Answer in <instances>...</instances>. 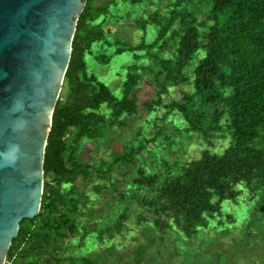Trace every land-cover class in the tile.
I'll use <instances>...</instances> for the list:
<instances>
[{"label":"trees","instance_id":"trees-1","mask_svg":"<svg viewBox=\"0 0 264 264\" xmlns=\"http://www.w3.org/2000/svg\"><path fill=\"white\" fill-rule=\"evenodd\" d=\"M200 1L197 5L195 0H170L165 14L156 8L147 17L138 18L136 28L146 34L152 26L157 35L152 42L141 37L139 43L133 44L117 38L110 41L109 19L118 18L110 6L118 8L119 0L101 3L87 0L77 22L64 79L65 97L59 98L52 117L45 150L41 209L34 219L21 222L6 264L22 261L25 264H52L53 261L55 264H100L104 256L114 253L117 236H123L126 229L133 232L128 226L132 219L137 226L146 224L159 234L174 232L178 241L184 240L182 247L200 230H224L239 223L248 224V229L260 225L264 209L255 208L258 215L247 218L253 202L264 193V0ZM131 2L133 6L142 5L145 0ZM199 10H202L201 16ZM100 42L108 46L115 44L116 54L132 53L138 58L136 63L152 59L154 65L146 62L142 69L150 71L154 76L150 80L160 91L157 101L146 104L148 110L155 112L162 105L167 116L180 114L183 121L177 120L175 124L182 125L181 137L196 134L207 144L201 157L183 164L178 174L172 173V164L166 161L163 162L165 174H148L139 169L133 180L135 186L152 189L153 195L128 196L123 192L119 201H129L135 208L127 205L114 222L104 227L98 226L94 213L89 214L88 220H83V215L76 216L90 200L78 190L79 184L94 185L98 194L108 190L100 179L106 172L104 168H108L104 177L111 180L117 165L132 163L134 166L145 147L136 146L135 142L125 147L124 154L111 150V160L101 155L89 162L78 155L84 142L97 144L106 136V131L112 132L116 125L126 126L123 118L138 112L137 88L142 69L137 64L129 67L124 78L122 74L116 75L118 87H108L87 72L85 58L92 54L93 45ZM170 42L174 47L170 55L155 52L168 49ZM96 59L103 65L110 63L106 56ZM189 68H192L191 74L186 72ZM186 85L190 90L182 100L162 102V95L168 93L169 87ZM110 89L120 90V96H115ZM157 126L155 137L153 133L146 141L147 146L159 139L174 145L168 136L170 133L163 126L159 125L158 129ZM139 134L142 133L138 137ZM217 140L228 141L222 153L212 150ZM112 185L110 188L114 189L115 184ZM225 203L235 209L226 218ZM238 211L245 213L243 221ZM148 240L155 243V238ZM91 241L106 250H101L95 258L86 255L88 252L76 254L74 247ZM59 242L61 246L56 245ZM141 252L136 254L137 262L142 260ZM195 263L207 264V261L191 256L184 264Z\"/></svg>","mask_w":264,"mask_h":264},{"label":"rangeland","instance_id":"rangeland-1","mask_svg":"<svg viewBox=\"0 0 264 264\" xmlns=\"http://www.w3.org/2000/svg\"><path fill=\"white\" fill-rule=\"evenodd\" d=\"M101 2L102 0H100V3ZM195 2L197 5L201 3L200 0H195ZM119 3L120 6L116 9H114L112 5L110 6L118 16V18L109 19V25H111L109 26V32L111 34L110 41L113 42L114 38H117L135 44L140 42L141 37H144L148 42H152L153 38L157 35V30L149 26L146 34H144V32L136 28L135 23L138 18L147 17L151 11L156 8L161 9L162 13L165 14L170 6V0H165L161 3L154 0L150 2L145 0L142 5L134 6L131 0H127V2L126 0H119ZM187 6L189 7L190 4L187 3ZM123 7L125 8L123 9ZM195 8L198 10L197 6H195ZM199 14L200 16L202 15V10H199ZM102 43L103 42L93 45L92 54L86 56L85 63L87 72H89V74H94L98 77V81L104 83L108 87H112V85L113 87H118L119 85L115 83V81H118L116 75L118 74L119 76V74H122V78H124L129 67H133L137 64L142 69L146 62H151L154 65L152 59H141L136 63L135 60L138 58L132 53L124 52L121 55L116 54L115 44H109L108 46ZM169 45L170 47L168 49L163 51L156 49L155 52L160 53L162 56L170 55L174 48L173 42H170ZM160 46L161 44L158 47ZM101 56L110 58L109 65H103L96 59ZM140 71L139 74L141 73L142 80L137 88L138 112L135 115L123 118L126 126L116 125L113 126L112 132L106 131V136L97 144L95 141L84 142L82 149L78 153L81 159L94 162L98 160L101 155H103L106 160H111V150H118V152L124 154L125 147H130L135 142L136 144L134 145H144L145 147V151L136 158V164H134V166L132 163L128 165H117L112 173L113 177L111 180L104 177L106 176L105 173L108 172V168H104L106 172L104 176H100V179L104 180V183L109 187L108 190L104 189L98 194L94 191V185L86 186L85 182L79 184L78 190L84 197L90 198V202L88 201L87 206L82 205L79 210V215L76 216L79 217L83 215L82 219L88 220L91 218L89 214L94 213L93 219L96 220L100 227L114 222L117 216L126 209L127 205L131 206V209L135 208V206L128 204L129 201H119L120 199L118 197L123 194V192L128 196L135 194L141 196L153 195L152 189H139V186H135L133 180L137 177L139 169H144L148 174H165L166 167L163 162L166 161L172 164V173L178 174L183 164L199 159L203 150L207 147V144L196 134L190 136L183 135V137H181L179 131L181 132L183 130V128H181L182 125L178 126L175 124L177 120L182 119L180 114L172 113L167 116V112L162 105H158L155 112L148 110L146 104L158 100V92L160 89L151 82L150 79L154 78V76L149 70L144 71V69H142ZM186 72L191 74L192 68H189ZM160 83L163 84V79H161ZM120 84H122V80ZM189 90L190 86L187 85L169 87L168 93L162 95V102L169 103L182 100ZM64 93L65 88L62 87L60 97L63 96L64 98ZM112 93L117 97L120 96V90L112 91ZM148 119H152V122H150V120L148 121ZM157 124V129L160 128V125L164 127L166 133H170L168 136L172 138L171 141L174 145L170 146L165 143L164 140L159 139L155 143L150 142L147 146L146 141L150 140L153 133V137H155V131H157L155 126ZM138 133L142 134H139L138 137ZM227 143V140H217L212 150L222 153L228 146H226ZM175 161L178 163L173 165ZM112 184H115L114 189L110 188L113 186ZM256 201L257 204L255 205L254 203ZM256 201H254L253 204L251 203V212L247 219L252 216L254 217V215H258L255 208L264 209V193H261ZM234 210L230 207V203H225L223 208L224 217L226 218L233 213ZM80 212H82V214ZM248 212L249 211H247V213ZM238 213L241 217L240 221H243L245 213H243V211H238ZM259 215L263 214L260 212ZM82 219L80 218V221H82ZM226 220L230 222L229 218ZM260 220V225L252 229H248V224L246 223H239L238 225H233L224 230L214 231L212 228L209 230H200L191 240H187L186 243H184V247H182L184 240L181 242L178 241V237L174 232H169L166 235L159 234L146 224L140 227L137 226L135 224V219H132L130 221L132 224L128 226L135 231L129 232L126 229L123 232V236H117L114 240V253L104 256L100 264H184L185 260H188L191 256H194V258L203 257L207 261V264H213L214 261L215 264H264L263 217H261ZM85 224L86 223H84V225ZM149 237L155 238L154 244L149 242ZM74 241L75 240H73V242ZM56 245L61 246L62 243L59 242ZM109 247H112V245ZM98 249L100 248L94 241L88 242L87 245H82V247H74L75 252L78 251L76 254L84 255L88 252L86 255L92 258L97 257L96 255H98L101 250L102 252L106 250L105 248ZM194 250L196 251L195 253H193ZM139 252L142 253V260L137 262L136 254ZM211 260H213L212 263ZM54 262L55 261H53L52 264H55ZM20 264H25V262L22 261Z\"/></svg>","mask_w":264,"mask_h":264},{"label":"water","instance_id":"water-1","mask_svg":"<svg viewBox=\"0 0 264 264\" xmlns=\"http://www.w3.org/2000/svg\"><path fill=\"white\" fill-rule=\"evenodd\" d=\"M87 0H0V264L38 216L52 117Z\"/></svg>","mask_w":264,"mask_h":264},{"label":"built area","instance_id":"built-area-1","mask_svg":"<svg viewBox=\"0 0 264 264\" xmlns=\"http://www.w3.org/2000/svg\"><path fill=\"white\" fill-rule=\"evenodd\" d=\"M3 264H6V261Z\"/></svg>","mask_w":264,"mask_h":264}]
</instances>
